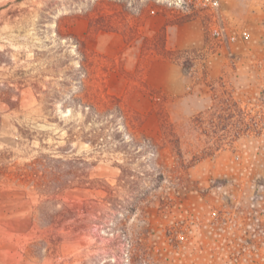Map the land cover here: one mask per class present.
Returning a JSON list of instances; mask_svg holds the SVG:
<instances>
[{"label": "rangeland", "instance_id": "374dc122", "mask_svg": "<svg viewBox=\"0 0 264 264\" xmlns=\"http://www.w3.org/2000/svg\"><path fill=\"white\" fill-rule=\"evenodd\" d=\"M79 99L119 106L157 146L162 178L141 180L125 236L57 231L54 201L81 215L105 194L69 186L48 198L29 180L27 164L66 145ZM71 148L90 178L116 184L114 145ZM149 158L136 161L145 174ZM105 249L96 264H264V0H229L219 16L177 0H0V264H81Z\"/></svg>", "mask_w": 264, "mask_h": 264}, {"label": "trees", "instance_id": "16d2710c", "mask_svg": "<svg viewBox=\"0 0 264 264\" xmlns=\"http://www.w3.org/2000/svg\"><path fill=\"white\" fill-rule=\"evenodd\" d=\"M166 50L164 58L173 61L167 54ZM80 90L84 91V85L80 84ZM39 93V92H38ZM43 98L38 101L44 106L52 105L56 97L50 96L46 91H41ZM9 105V104H8ZM80 107L81 118L74 120L66 126V137L64 141L66 145L57 148L50 154H39L34 160L26 166L31 167L32 175L29 180L35 182L39 189V194L54 197L56 192L69 186H81L96 189L105 194L99 200L90 199L83 203V213L81 215L70 211L65 207L58 208L59 204L54 201V225L56 230H62L66 234H82L90 232L88 226L92 225V229L98 230V235L106 240H110L118 234H126L125 229L120 227L122 220L128 217V214L136 212L139 203L146 196V190L140 189V182L144 176L153 180L162 178V174L157 169V146L147 138L138 140L129 125V121L119 106L112 109L98 110L95 106L84 104L81 99L77 103ZM41 147L43 140L39 139ZM75 141L88 144L90 147L101 152L109 145H114L113 151L124 155L121 163H117L116 167L120 174L116 179V184L111 185L104 180L90 178L88 170L92 166L85 157L72 155L71 145ZM134 152H137L134 156ZM143 152L150 155L147 163L151 166V172L145 174L141 171V166L136 163L138 156ZM137 164V165H136ZM42 169L44 179L35 180L37 171ZM46 200V202H48ZM107 205H115L116 215L106 212ZM45 201L38 206L39 214L43 215L45 210ZM113 219V220H112ZM112 220V221H111ZM45 224V227L53 224ZM117 225V227H114ZM119 226V227H118ZM103 227L116 229V233L101 232ZM111 248V247H110ZM112 254L109 250H104L102 255H93L86 252L82 253L81 264H96L98 258ZM132 259V264H133Z\"/></svg>", "mask_w": 264, "mask_h": 264}, {"label": "built area", "instance_id": "2783aa9c", "mask_svg": "<svg viewBox=\"0 0 264 264\" xmlns=\"http://www.w3.org/2000/svg\"><path fill=\"white\" fill-rule=\"evenodd\" d=\"M180 4L195 10L206 11L213 16L222 14V8L229 0H177ZM212 36L220 39L224 37V29L215 25L210 29ZM246 34H244L245 36Z\"/></svg>", "mask_w": 264, "mask_h": 264}]
</instances>
